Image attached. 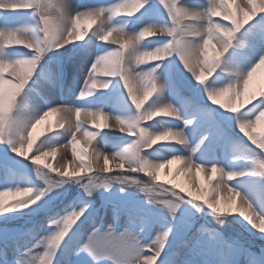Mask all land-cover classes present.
<instances>
[{
	"label": "clouds",
	"instance_id": "clouds-1",
	"mask_svg": "<svg viewBox=\"0 0 264 264\" xmlns=\"http://www.w3.org/2000/svg\"><path fill=\"white\" fill-rule=\"evenodd\" d=\"M148 2L0 0V142L33 174L0 187V221L26 218L0 264H250L246 237L264 241V0ZM86 37L115 47L80 68L78 103H52L59 50ZM101 129L132 139L105 152Z\"/></svg>",
	"mask_w": 264,
	"mask_h": 264
},
{
	"label": "rangeland",
	"instance_id": "rangeland-1",
	"mask_svg": "<svg viewBox=\"0 0 264 264\" xmlns=\"http://www.w3.org/2000/svg\"><path fill=\"white\" fill-rule=\"evenodd\" d=\"M87 1V0H86ZM99 5L110 3L111 0H95ZM79 0H73V5L76 7H79ZM89 7L87 5H83L82 8ZM141 11L147 12L149 16H154L157 12H162V8L158 3V0H149L148 4L145 5V8ZM20 17H17L15 13L12 15H9L6 17L7 20L13 21L15 19H18ZM83 42H87L88 46L92 48V50H105L111 47H115V45H112L108 42H100L95 40V38L89 39V37L85 38V41L76 42V44L79 46L83 44ZM68 48H71V50H77L79 47H73L71 45L66 46V50ZM70 50V49H69ZM69 62H71V58H68L65 60V72H67L66 66L69 65ZM178 66V61L175 63L173 67V75L175 78V81L180 87V90H182L184 93H190L191 89L189 87L190 81L186 80L183 75H181L179 72L175 70V68ZM65 78V75H64ZM118 79V78H117ZM68 90V84L65 82L63 87L58 90H52V99L55 103L61 102V100H64L66 102H69V100L66 98V93ZM119 91H122L120 89ZM116 101L120 103V98L118 95V92L111 93L109 97V103L105 106L106 108L109 106V104L112 101ZM70 103V102H69ZM78 103V102H77ZM75 104V103H74ZM49 119H54V117H50ZM92 130V129H90ZM97 131V136L94 141V143L101 148L104 151H111L113 147L117 145H124L129 140L132 139V137L124 136L121 137L119 135H113L110 134L106 129L101 130H94ZM67 139V135L63 132V130H54L53 133L50 134L49 142L50 143H63ZM71 149L69 148V152ZM41 164L43 162L41 161ZM0 187H3L5 184L10 183H27L28 180L33 178V174L31 172V165L30 162L27 160H24L21 157H18L15 153H12L9 148L2 142H0ZM24 177H27L28 179H23ZM72 193H75V189H72ZM26 218H17L12 219L9 221H0V229H3L5 234H7V231L9 229H12L19 224L23 222V220ZM106 239H118L115 235H109L106 237ZM247 240L252 242L253 246V254L250 258V264H260L262 260H264V252L260 251V245L264 244V241H260L255 239L254 237H246ZM101 244L104 243V241H100Z\"/></svg>",
	"mask_w": 264,
	"mask_h": 264
},
{
	"label": "bare ground",
	"instance_id": "bare-ground-1",
	"mask_svg": "<svg viewBox=\"0 0 264 264\" xmlns=\"http://www.w3.org/2000/svg\"><path fill=\"white\" fill-rule=\"evenodd\" d=\"M80 3L78 8H82L83 5H87L89 7L99 5L95 0H79ZM75 7V6H74ZM87 42H83L81 44L83 47H79L77 50H71V48H68L66 50V47L64 49L59 50V58L65 62L68 58H71V62H69V65L66 66L67 72H65V82L68 84V90L66 93V98L69 100L70 103H77L75 100V93L78 91L80 84L82 83V77L79 74V70L81 67H87L88 64H90L91 59L93 56H95L98 52L102 50H92L90 46L87 45ZM70 49V50H69ZM48 98L52 103H55L54 100L52 99V90H49L47 93ZM119 101H112L109 106L106 108L108 111L112 112H118L119 111ZM52 120V119H50ZM42 127V125H41ZM110 134L113 135H119L121 137L127 136L124 133L119 132L118 130L114 129H106ZM123 145H117L113 147L111 151H115L122 147ZM104 151V150H103ZM109 151V152H111ZM106 152V151H105ZM108 152V151H107ZM56 156H53V159H55ZM44 162L43 160H41ZM174 166V165H173ZM0 178H1V173H0Z\"/></svg>",
	"mask_w": 264,
	"mask_h": 264
},
{
	"label": "snow or ice",
	"instance_id": "snow-or-ice-1",
	"mask_svg": "<svg viewBox=\"0 0 264 264\" xmlns=\"http://www.w3.org/2000/svg\"><path fill=\"white\" fill-rule=\"evenodd\" d=\"M119 245H120L119 239H111V240L106 239L104 244H97L94 245V247L102 251L106 246L118 247Z\"/></svg>",
	"mask_w": 264,
	"mask_h": 264
}]
</instances>
